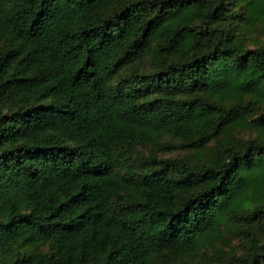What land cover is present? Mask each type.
I'll return each instance as SVG.
<instances>
[{
	"label": "trees",
	"instance_id": "obj_1",
	"mask_svg": "<svg viewBox=\"0 0 264 264\" xmlns=\"http://www.w3.org/2000/svg\"><path fill=\"white\" fill-rule=\"evenodd\" d=\"M212 260L264 264V0H0V264Z\"/></svg>",
	"mask_w": 264,
	"mask_h": 264
},
{
	"label": "rangeland",
	"instance_id": "obj_2",
	"mask_svg": "<svg viewBox=\"0 0 264 264\" xmlns=\"http://www.w3.org/2000/svg\"><path fill=\"white\" fill-rule=\"evenodd\" d=\"M234 244L236 245L237 242L234 241ZM210 257H212V256H210ZM214 258H215V257H213V259H214ZM211 264H220V262H216L215 260H212V261H211Z\"/></svg>",
	"mask_w": 264,
	"mask_h": 264
}]
</instances>
